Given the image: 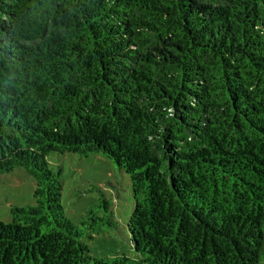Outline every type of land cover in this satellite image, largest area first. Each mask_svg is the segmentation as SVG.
<instances>
[{
    "label": "trees",
    "instance_id": "16d2710c",
    "mask_svg": "<svg viewBox=\"0 0 264 264\" xmlns=\"http://www.w3.org/2000/svg\"><path fill=\"white\" fill-rule=\"evenodd\" d=\"M65 151L129 174L142 262L264 264V0H0V173L34 179L0 264L132 262L64 214Z\"/></svg>",
    "mask_w": 264,
    "mask_h": 264
},
{
    "label": "rangeland",
    "instance_id": "374dc122",
    "mask_svg": "<svg viewBox=\"0 0 264 264\" xmlns=\"http://www.w3.org/2000/svg\"><path fill=\"white\" fill-rule=\"evenodd\" d=\"M47 160L53 171L60 170V203L66 217L76 225L103 215L115 222L114 225L103 224L96 231H86L82 239L88 246L89 255L101 258L125 256L132 260L130 264H147L134 250L127 229L134 208L129 174L99 152L87 156L69 151L51 152ZM33 190L34 179L24 168L0 173V221L10 222V204H32ZM102 198L107 201V209L104 205L97 207Z\"/></svg>",
    "mask_w": 264,
    "mask_h": 264
}]
</instances>
